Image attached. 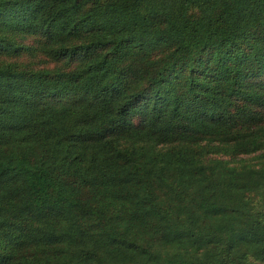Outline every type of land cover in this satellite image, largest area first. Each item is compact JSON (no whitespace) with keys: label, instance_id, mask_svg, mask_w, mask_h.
Returning <instances> with one entry per match:
<instances>
[{"label":"trees","instance_id":"1","mask_svg":"<svg viewBox=\"0 0 264 264\" xmlns=\"http://www.w3.org/2000/svg\"><path fill=\"white\" fill-rule=\"evenodd\" d=\"M0 264H264V0H0Z\"/></svg>","mask_w":264,"mask_h":264}]
</instances>
